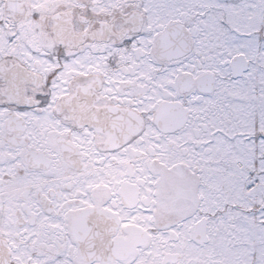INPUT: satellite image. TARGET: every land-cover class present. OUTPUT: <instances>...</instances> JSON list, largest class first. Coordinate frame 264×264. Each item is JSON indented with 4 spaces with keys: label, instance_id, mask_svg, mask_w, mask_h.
Masks as SVG:
<instances>
[{
    "label": "snow or ice",
    "instance_id": "snow-or-ice-1",
    "mask_svg": "<svg viewBox=\"0 0 264 264\" xmlns=\"http://www.w3.org/2000/svg\"><path fill=\"white\" fill-rule=\"evenodd\" d=\"M0 264H264V0H0Z\"/></svg>",
    "mask_w": 264,
    "mask_h": 264
}]
</instances>
